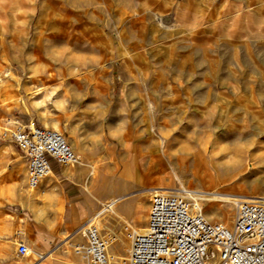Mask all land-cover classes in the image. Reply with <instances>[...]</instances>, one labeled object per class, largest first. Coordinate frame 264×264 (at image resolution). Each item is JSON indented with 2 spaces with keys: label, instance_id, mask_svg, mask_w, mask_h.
Wrapping results in <instances>:
<instances>
[{
  "label": "rangeland",
  "instance_id": "1",
  "mask_svg": "<svg viewBox=\"0 0 264 264\" xmlns=\"http://www.w3.org/2000/svg\"><path fill=\"white\" fill-rule=\"evenodd\" d=\"M30 118L61 132L83 171L64 190L46 178L53 233L39 250L27 228L46 189L28 188L0 139V264H83L73 246L89 223L118 233L124 256L122 225L143 230L159 191L264 198V0H0V121ZM197 152L217 179L192 177ZM186 197L232 225L235 202Z\"/></svg>",
  "mask_w": 264,
  "mask_h": 264
},
{
  "label": "built area",
  "instance_id": "2",
  "mask_svg": "<svg viewBox=\"0 0 264 264\" xmlns=\"http://www.w3.org/2000/svg\"><path fill=\"white\" fill-rule=\"evenodd\" d=\"M0 139L20 152L31 190L39 189L55 170L81 162L61 132L34 121H0ZM120 234L129 244L124 256L112 249L119 234H103L91 223L81 230L83 240L73 246V252L83 264H264V202L238 201L229 227L209 221L198 202L160 192L150 200L146 227L139 230L123 224ZM17 253H29L25 241L18 240Z\"/></svg>",
  "mask_w": 264,
  "mask_h": 264
},
{
  "label": "crops",
  "instance_id": "3",
  "mask_svg": "<svg viewBox=\"0 0 264 264\" xmlns=\"http://www.w3.org/2000/svg\"><path fill=\"white\" fill-rule=\"evenodd\" d=\"M43 58H46V56H44ZM20 119H21V117H20ZM29 120H31V118L27 119V121H25V119H22L21 121L23 123H27V122H29ZM76 149H77V151H80L81 154L84 157L85 156L89 157V154H90L89 152H84L80 148H76ZM196 155H200L202 157V159H203L202 154L197 152V153L194 154V161H195ZM80 165H81V163H79L75 167V169H73V170H71L70 168L61 169V170H55V172L52 174V176L58 177V179L60 181V186L63 189L65 183H67V182L74 183V182H76L78 180L77 176L79 175V172L83 171ZM221 168H222L221 170L228 169L225 166H222ZM120 174H119L118 177L115 178L116 182H117V179H118L119 182H121L122 180L126 181L127 180V175L123 176V175H120ZM195 180L201 182V180H199V179H195ZM41 186L45 187V189H46V190L43 191V193L47 192L46 198L44 199L45 200V205H44V215H45V217L42 218V221H39V224H37L38 227L35 228L36 233H34V231L32 230L31 226H28L27 229H28L29 233H32V234L36 235L37 239L40 241L39 244H38V248L37 249H39V250H47L49 248V246L51 245V242L49 241V236L53 233V231L51 229L50 230L47 229V226L50 225V223H51V220H50L51 216L48 213H50L51 207L53 206V199H54V196H55L54 180L53 179H49V180L45 179V180L42 181V185ZM121 201L122 200H119V201L116 202V204H120L121 208L124 207V206L125 207L126 206H130L132 204L131 200H127L126 202H121ZM64 203H65V198H64ZM55 220L58 222V217H56ZM70 221H71L70 222L71 227H78V226H80L82 224V221L78 222L76 220V217H72L70 219ZM146 224H147V222H146ZM146 224L144 225L143 228L146 227ZM57 225L58 224L56 223L55 226H57Z\"/></svg>",
  "mask_w": 264,
  "mask_h": 264
},
{
  "label": "bare ground",
  "instance_id": "4",
  "mask_svg": "<svg viewBox=\"0 0 264 264\" xmlns=\"http://www.w3.org/2000/svg\"><path fill=\"white\" fill-rule=\"evenodd\" d=\"M191 175H192V177L194 179H199L201 181H203L205 179V177H209V178H211V180L212 179L215 180L218 177L217 173L212 168L208 169L206 167V164L203 163L202 157L200 155H196V157H195V163H194L193 168L191 170ZM32 190H38V189H32ZM160 192H171V191L163 190V191H159V193ZM173 193H177L178 194V192H173ZM183 193L185 194V192H183ZM180 195H182V194H180ZM185 195L188 196V197H191L193 199H196L198 197V196H193V195H191L189 193H187ZM199 197L204 198V199L214 200V201L222 200V201H224V203L225 202H232V203L235 202L236 204H237V201H240V200H243V199H248V198H245V197L240 199V198H237L236 196H234V197L233 196H222L220 194L210 195V196L201 194V195H199ZM249 198L257 199V200H260V201L264 202V198H256V197H249ZM105 207H106V205H105ZM104 209H108V208H104ZM109 209H111V207H109Z\"/></svg>",
  "mask_w": 264,
  "mask_h": 264
}]
</instances>
